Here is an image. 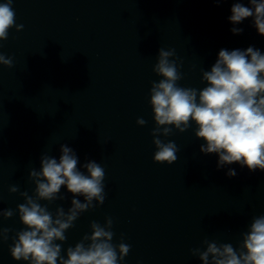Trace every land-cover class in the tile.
I'll return each instance as SVG.
<instances>
[{
	"label": "water",
	"instance_id": "1",
	"mask_svg": "<svg viewBox=\"0 0 264 264\" xmlns=\"http://www.w3.org/2000/svg\"><path fill=\"white\" fill-rule=\"evenodd\" d=\"M4 0H0L3 3ZM236 0H13L16 24L0 41V53L13 67L0 65V228H10L0 242V264L12 259L9 247L24 229L19 192L34 195L31 169L40 170L43 154L59 159L66 144L80 165L94 160L105 170V201L80 214L66 231L61 255L74 247L90 223L113 220V243L131 245L120 264H202L191 250L203 241L238 248L252 219L264 215V171L249 172L233 163L217 169L218 156L199 151L193 123L185 132L161 136L179 148L177 160L160 164L151 132L156 127L150 101L160 48L174 49L182 61L181 87L202 89L201 69L210 70L221 49L264 53V36L247 18L229 22ZM248 5L247 0H241ZM143 118L147 123H136ZM79 167V165H78ZM234 169L235 177L226 173ZM82 171H86L81 168ZM47 205L71 207L72 194ZM83 202V197H79ZM95 203V201H94ZM57 243H60L57 241Z\"/></svg>",
	"mask_w": 264,
	"mask_h": 264
},
{
	"label": "clouds",
	"instance_id": "2",
	"mask_svg": "<svg viewBox=\"0 0 264 264\" xmlns=\"http://www.w3.org/2000/svg\"><path fill=\"white\" fill-rule=\"evenodd\" d=\"M218 5L226 0H214ZM245 6L236 0L228 17L234 25V35L243 33L235 27L251 18L258 34L264 36V0H247ZM13 0L0 3V41L8 39L9 30L21 31L23 25L16 24ZM2 47V44H0ZM175 50L158 51L153 72L162 77L153 81L150 88V105L156 127L153 128V144L156 163L172 165L177 160L178 146L174 141L162 140L173 134V128L185 132L194 123L195 137L202 140L199 151L205 155L218 156L217 169L233 163L247 167L249 172L264 171V53L254 46L245 50L221 49L210 70L201 69L202 89L181 87L180 71L183 62L175 57ZM0 65L13 67V58L0 53ZM136 123L147 122L138 118ZM59 159L43 154L40 170L31 169L29 179L35 184L34 195L20 192L18 186H10V193L19 192L24 203L17 205L19 220L24 229L16 232L9 252L13 260L27 264H120L128 255L131 245L123 242L114 244L113 220L106 218L104 225L90 223L91 235L85 234L74 247L61 255L65 233L74 226L80 214L103 205L105 201V170L94 160L80 165L75 151L62 144ZM79 165V167H78ZM81 168L86 171H82ZM237 175L234 169L226 173ZM66 187L72 194L71 207L67 211L58 206L55 215L48 210L49 203L66 199L59 195ZM79 197H83V202ZM95 201V203H94ZM12 209L0 211V216L9 219ZM10 228H0V242L9 239ZM59 241L60 243H57ZM205 250L194 248L202 264H264V215L252 219L248 231L242 233L238 248L231 243L203 241Z\"/></svg>",
	"mask_w": 264,
	"mask_h": 264
}]
</instances>
